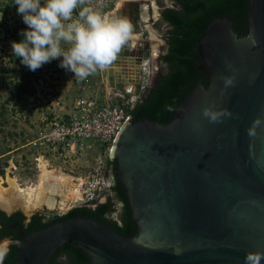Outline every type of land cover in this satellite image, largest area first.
<instances>
[{"label": "water", "instance_id": "water-1", "mask_svg": "<svg viewBox=\"0 0 264 264\" xmlns=\"http://www.w3.org/2000/svg\"><path fill=\"white\" fill-rule=\"evenodd\" d=\"M128 5L133 34L141 35L140 6ZM249 7V36L238 37L229 20L219 19L201 41L208 88L198 84L169 124L130 122L116 138L110 157L138 234L74 218L24 234L17 264H49L64 246L78 248L91 264H250L249 256L264 264V0ZM118 56L107 80L123 89L116 65L126 59L141 66L146 57L132 40ZM228 77L234 82L226 87ZM156 80L157 74L150 87ZM205 108L233 115L214 123ZM257 119V135L249 136Z\"/></svg>", "mask_w": 264, "mask_h": 264}, {"label": "trees", "instance_id": "trees-1", "mask_svg": "<svg viewBox=\"0 0 264 264\" xmlns=\"http://www.w3.org/2000/svg\"><path fill=\"white\" fill-rule=\"evenodd\" d=\"M173 1L180 8L173 6L163 13V20L168 22L170 30L167 32L169 49L162 57V75L156 88L147 90L137 103L132 112L133 123L149 121L169 124L198 84L209 87L210 78L200 68L203 59L199 46L214 21L229 20L240 38H245L250 33V0ZM17 7L14 0H0V16L3 17L0 20V39L10 41L7 48L0 47V89L7 90L9 96L21 100L22 107H26L30 100L36 97V83L46 80V73L52 67L53 60L43 64L36 71H31L21 63L20 58L14 56L11 43L21 41V31L27 30L20 22ZM11 23H15L14 26ZM5 55L8 58L5 59ZM166 64L169 65L167 70L164 66ZM108 166L113 174L106 170L105 175L112 181V189L105 202L99 200L78 206L52 219L42 213H36L26 229L27 234L58 222L90 218L115 228L126 237H135L138 234V224L133 218L125 187L118 178L117 160H109ZM119 212L116 218L115 214ZM17 215L22 216L20 212ZM17 240H22V236H17ZM18 253V245H12L0 264H17ZM49 264H91V260L78 248L64 246L54 253Z\"/></svg>", "mask_w": 264, "mask_h": 264}, {"label": "rangeland", "instance_id": "rangeland-1", "mask_svg": "<svg viewBox=\"0 0 264 264\" xmlns=\"http://www.w3.org/2000/svg\"><path fill=\"white\" fill-rule=\"evenodd\" d=\"M120 1L113 0L109 6L103 7V4L98 3L97 0H90L87 6L104 15L119 11L120 16L126 17L125 14L130 9L128 2L139 4L142 21L140 27L144 29L147 36L146 41L150 43V59L155 78L160 67L159 55L161 47L165 43L166 33V29L161 31L157 27V23L164 6H171V4L168 0H165L163 5L159 0H122L124 5L117 10ZM79 11V8L75 10L74 17L78 16ZM18 16H20L19 19L24 28H27L22 15L19 14ZM14 24L11 23L13 26ZM140 37V34H133L132 41L134 42L132 43L136 44L137 39L138 41L143 40ZM8 42L10 41L0 39V47L7 48ZM6 58L8 57L5 55ZM62 59L63 57L53 59L52 67L46 73V80L36 83V97L30 100L26 107H22L21 100H15L14 97L9 96L7 90L0 89V179L6 180L8 176L15 178L22 189L31 186L36 187L40 180L41 168L34 161L35 156L33 154L35 151L29 144L31 140L37 137L39 131L49 128L53 122L67 117L68 114L80 112L82 100L87 101V106L91 102H94L95 106H102L107 102L106 97L109 88L107 72L99 70L87 79L79 80L74 77V73L71 71L59 67ZM44 154H46L45 158L49 160L50 164L49 167L47 162L42 161L47 168L55 170L56 174L58 171H63L75 178V181L71 180V185L79 186L80 180L85 184L84 179L88 180V177L91 182L92 180H94L93 182H102V178L105 177L106 183L103 186L110 183L105 172L107 162L111 158L97 146L85 151L79 150L77 153L69 154L70 156H66L64 152L62 154ZM3 186L10 189L7 182ZM83 186H79L81 197L78 198L71 197L68 191L69 187H59L55 190L53 186H50L49 191L47 190L45 193L43 202L39 204V207L31 208L32 210H29V204L23 196L14 194L16 199L15 202L11 203L12 206L8 209L6 204L0 203V210L8 213L21 211L27 218L33 214L42 213L48 219H52L67 213L72 208L87 204L83 195V188L86 186ZM108 196L109 192L101 195L100 201H105ZM7 197L10 198L11 193L8 192ZM11 199L13 198L11 197ZM0 248L7 252L8 241H1Z\"/></svg>", "mask_w": 264, "mask_h": 264}, {"label": "clouds", "instance_id": "clouds-1", "mask_svg": "<svg viewBox=\"0 0 264 264\" xmlns=\"http://www.w3.org/2000/svg\"><path fill=\"white\" fill-rule=\"evenodd\" d=\"M89 3L90 0H14L28 26L20 33L23 39L11 43L14 56L31 71L63 57L59 67L71 71L79 80L107 68L133 39V25L127 17L104 15L87 6ZM78 8V16L74 17ZM233 82L232 77L224 78L226 87ZM203 115L210 122L220 123L233 114L225 109L205 108ZM260 123L259 119L254 121L249 136L257 135L255 128ZM5 255L6 250L0 249V261ZM248 260L254 264L251 256Z\"/></svg>", "mask_w": 264, "mask_h": 264}, {"label": "built area", "instance_id": "built-area-1", "mask_svg": "<svg viewBox=\"0 0 264 264\" xmlns=\"http://www.w3.org/2000/svg\"><path fill=\"white\" fill-rule=\"evenodd\" d=\"M112 1L97 0L98 3L103 4V7L109 6ZM140 28L141 38L146 41L145 31L142 27ZM140 68L142 70L140 79L137 80L140 83L138 94L123 90L108 92L107 102L102 106H95L94 102L87 106V101L82 100L80 112L68 114L67 117L53 122L49 128L41 129L37 137L29 143L35 151L34 161L38 166H40L41 158L48 163V166L50 165L44 153L62 154L64 152L66 156H70L69 154L77 153L79 150L85 151L93 146L99 147L110 157L120 130L132 122L133 110L152 83L153 68L150 57L142 60ZM108 69L109 66L103 71L108 73ZM89 179V177L88 180L84 179L86 188H83L87 204L99 200L106 192H111V180L109 184L103 186L106 183L105 177L102 178V182H93L94 180L91 182Z\"/></svg>", "mask_w": 264, "mask_h": 264}, {"label": "bare ground", "instance_id": "bare-ground-1", "mask_svg": "<svg viewBox=\"0 0 264 264\" xmlns=\"http://www.w3.org/2000/svg\"><path fill=\"white\" fill-rule=\"evenodd\" d=\"M124 2L121 0L118 3V9L119 10L121 7H123ZM119 12V11H118ZM117 11L113 13H109V16L115 15V16H120ZM133 42V41H132ZM119 55V54H118ZM117 55V56H118ZM118 58H121L118 56ZM124 63V64H123ZM123 63L121 62L120 64L116 65V70H115V76L112 74L111 76H114L116 82H124L125 85H123V89H117L116 87H112L109 82V88L108 92H114V91H127V92H134L136 94L139 93V82L137 80L140 79L141 76V68L140 65L136 64V62L133 61H128L124 59ZM125 68L123 69V67ZM41 158L40 160V168H41V175H40V180L39 183L36 187L31 186L26 189H22L20 185L18 184L17 180L15 178H12L10 176L7 177L6 180L0 179V203L6 204L7 208L9 209L10 206H12V202H15V195L17 194L18 196H23L26 199V202L29 204L28 208H34V207H39V204L43 202V198L45 196V193L47 190L49 191V187L53 186L54 189L56 190L59 187H69V193L72 198H78L81 197V192L79 189V186L84 185L83 181L80 180L79 186L71 185V180L75 181V178H73L70 175L65 174L63 171H58L56 174L55 170H50L47 168L45 161H43ZM48 165V164H47ZM56 181V182H54ZM7 182L10 185L9 188H5L3 184ZM73 182V181H72ZM56 185H55V184ZM74 183V182H73ZM85 183V182H84ZM70 184V186H69ZM52 191V190H51ZM11 193L10 198H6L7 193ZM63 192V191H62ZM84 194V191H83ZM68 195V194H67ZM1 249V248H0Z\"/></svg>", "mask_w": 264, "mask_h": 264}, {"label": "flooded vegetation", "instance_id": "flooded-vegetation-1", "mask_svg": "<svg viewBox=\"0 0 264 264\" xmlns=\"http://www.w3.org/2000/svg\"><path fill=\"white\" fill-rule=\"evenodd\" d=\"M162 1H160V3L164 4L165 0H162ZM168 1L171 4V6H167V5L164 6V8L162 9L159 21L157 23V27L161 31H164V29H166L165 39H164L165 43L161 47V52L159 55V66L160 67H159V71L157 72V80H156V82H154L153 86L150 87L149 89L156 88V86L158 84V80H159L160 76L162 75V71H163V69H162L163 68L162 57L167 53V51L169 49V39H168L169 34H167V32L170 30V26H169L168 22L163 20V13L166 9L173 8V6L175 7L177 5H176V2L173 0H168ZM176 8H180V6H177ZM133 9L134 8L130 6V9H128L126 14H125L126 16L129 17L130 21L132 20L131 16H132ZM140 22H141L140 24H142V21H140ZM131 23H132V21H131ZM160 25H164V26L162 28H160L159 27ZM137 46H138V50L142 51L143 56L150 57V47L146 48V45L144 44L143 40H140ZM164 66H165L166 70L169 69L168 68L169 65L166 64ZM108 165H109V161L107 162L106 170H108L109 173L112 175L113 174L112 169ZM105 201H103V202H105ZM29 210H32V209H29ZM18 212H20L22 214V216H18V215L16 216V214ZM119 214H120V212L116 213L115 217L118 218ZM33 215H35V214H33ZM33 215L31 217L27 218L21 211H15V212L8 213L7 211L0 210V237H2V239H0V242L4 241V240L8 241L7 252L9 251V249L12 245H16V243L18 242L17 236H23L24 234L29 235V234H27L26 229H27L28 225L31 223ZM59 216H61V215H59Z\"/></svg>", "mask_w": 264, "mask_h": 264}, {"label": "crops", "instance_id": "crops-1", "mask_svg": "<svg viewBox=\"0 0 264 264\" xmlns=\"http://www.w3.org/2000/svg\"><path fill=\"white\" fill-rule=\"evenodd\" d=\"M133 42H134V41H133ZM137 42L139 43L138 39H137ZM138 43H137V44H138ZM133 44H134V43H133Z\"/></svg>", "mask_w": 264, "mask_h": 264}]
</instances>
